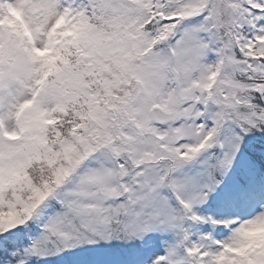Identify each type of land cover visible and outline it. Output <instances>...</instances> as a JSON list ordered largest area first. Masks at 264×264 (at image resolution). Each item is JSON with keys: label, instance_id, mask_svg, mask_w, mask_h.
Masks as SVG:
<instances>
[{"label": "snow or ice", "instance_id": "obj_1", "mask_svg": "<svg viewBox=\"0 0 264 264\" xmlns=\"http://www.w3.org/2000/svg\"><path fill=\"white\" fill-rule=\"evenodd\" d=\"M0 264H264V0H0Z\"/></svg>", "mask_w": 264, "mask_h": 264}]
</instances>
